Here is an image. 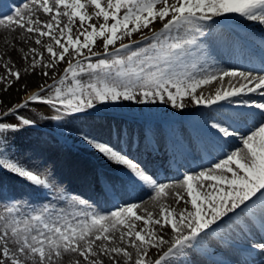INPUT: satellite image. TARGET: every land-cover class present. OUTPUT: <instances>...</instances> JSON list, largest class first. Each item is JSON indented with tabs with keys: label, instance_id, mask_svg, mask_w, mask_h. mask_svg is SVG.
Listing matches in <instances>:
<instances>
[{
	"label": "rangeland",
	"instance_id": "374dc122",
	"mask_svg": "<svg viewBox=\"0 0 264 264\" xmlns=\"http://www.w3.org/2000/svg\"><path fill=\"white\" fill-rule=\"evenodd\" d=\"M35 1L22 0L15 6L17 12H9V7L6 15L0 17V31L13 26L17 16L56 19L52 20V35L40 42L43 49L40 58L52 60L57 67L35 86L23 84L13 75L0 78V264H77L78 241L67 242L63 233L70 228L89 229V220L95 225L111 227L123 226V221L128 224L127 219L131 218L129 214L99 213L93 200L83 198L76 191L77 182L84 178L106 186L109 180L95 164V168L83 166L72 150H66L65 142L77 145L90 129H105L114 135H122L126 130L121 132V126L116 127L107 120L95 121L90 114L109 113L106 118L131 121L134 116L150 120L183 116L202 102L187 104L179 79L195 69L199 70L198 74L208 72L210 68L203 66L208 54L220 56L222 51L232 52V49L226 41L216 40L211 28L214 21L204 16L198 18L186 13L187 23L168 29V19L186 12L183 7L188 0H174L171 11L162 20L158 15L162 14L166 0H54L49 13L41 3L32 4ZM244 1L225 0L229 6L236 4L235 13L244 11V6H240L247 2ZM3 3L6 1L0 0V5ZM178 5L182 7L178 9ZM246 22L241 26L254 31ZM110 26L117 28L113 35L109 33ZM227 29L237 39L247 42L252 52L262 51L254 48L253 40L235 29ZM257 32L264 42V32ZM151 35L155 38L144 42ZM15 48L6 51L7 57L19 54ZM31 92L38 98L34 99L33 94L28 97ZM108 108L119 109L122 114H113ZM75 113L89 116L81 118ZM206 118L205 114L197 116L194 123L205 122ZM229 121L235 119L229 118ZM138 126L139 133L133 136L135 141L146 140L152 144L157 139L165 140L172 148L184 145L186 137H195L204 130L203 126H192L189 120L163 128L145 127L142 122ZM224 128L221 126L220 130ZM215 144L219 146L216 141ZM81 148L86 150L84 146ZM105 148L114 150L107 143ZM244 153L222 169L224 183L217 191L226 201L221 211L200 214L197 235L191 237L195 241L178 238L175 241H185L183 246L172 250V244L162 254L158 247L149 249L142 255L143 264H202L194 247L204 251L216 248V245L205 247L216 234L213 231L205 234V230L238 212L233 209L231 216L225 214L234 206L231 195H238V202L244 205L247 199L249 204L252 197L263 192L264 175L256 185L248 179L251 168L254 165L257 168L264 160L257 153ZM88 157L96 163L101 158L89 154ZM240 182H244L241 183L244 189L237 188ZM263 201L264 197L258 205ZM124 207L135 212L128 204H122L119 210ZM220 217L223 219L218 221ZM252 247L249 258L255 259L264 248L259 243ZM168 251L171 252L162 258ZM216 254L223 258L228 250L222 249Z\"/></svg>",
	"mask_w": 264,
	"mask_h": 264
},
{
	"label": "bare ground",
	"instance_id": "6f19581e",
	"mask_svg": "<svg viewBox=\"0 0 264 264\" xmlns=\"http://www.w3.org/2000/svg\"><path fill=\"white\" fill-rule=\"evenodd\" d=\"M5 1V4L0 5V17L6 15L9 7V12H17L15 6L22 3V0ZM53 1L36 0L32 4L41 3L49 13ZM173 2L174 0H166L163 3L164 10L158 15L159 19L167 16L165 14L171 11ZM7 4L9 6H6ZM242 5L244 11L235 13L236 4L229 6L225 0H188L183 7L186 12H179L167 21L166 26L169 29L180 27L182 22L187 23L185 21L188 15L198 18L204 16L211 22L214 21L211 28L214 30L216 40L226 41L228 47L232 49V52L222 51L220 56H212V52L208 54L203 64L210 68L208 72L198 74L199 70L195 69L191 73H184L179 79L185 90L186 103L202 102L200 105L194 106L183 116L163 120L134 116L133 121L130 119L129 121L119 116L106 118L109 113L90 114L95 121L107 120L116 127L121 126V132L124 128L126 130L122 135L121 133L114 135L105 129H90L87 136L79 140L77 145L63 141L66 150H72L73 155L79 157L83 166L95 168L96 165V169H100L101 174L109 180L106 186L81 178L83 181L77 182L76 191L83 198L93 200L100 209L99 213L115 216L129 214L131 218L127 219L128 224L123 221V226L113 224L111 227H104L98 223L95 225L89 220V229H86L89 231L70 228L63 233L67 242L78 241L75 246L78 253L77 264H143L142 255L149 249L158 247L162 249L160 254L172 244H174L172 250L178 249L185 241L175 240L189 239L197 235L201 213L222 210L221 206L226 199L217 188L224 183L222 171L224 166L237 156L250 151L257 153L259 158L264 160V42L257 32H264V0H247L240 6ZM179 7L182 6L178 5V9ZM179 15L184 17L178 18ZM24 17L17 16L13 19L14 22L12 21L13 26L0 31V78H9L13 75L23 84L35 86L41 79L52 75L57 68L52 60L40 58L43 50L40 42L46 41L52 35V20L56 19L52 18L49 21L42 16ZM244 21L255 30L250 31L244 28V25L242 27ZM54 25L59 28L56 23ZM227 28L235 29L249 40H253L256 43L254 48L262 51L252 52L247 42L237 39ZM153 37L155 35L148 36L146 40ZM15 47L19 54L16 57H7L6 51L8 49L12 51ZM34 66L37 68L33 71ZM31 94L35 92H31L28 97ZM108 109L113 114H122L119 109ZM204 114L207 117L205 122L194 123L197 116ZM77 116L86 118L89 115L86 113ZM229 118L235 121L230 122ZM185 120L191 121L192 126L200 125L207 129L205 132L199 131L195 137H186L184 145L179 147L174 145L172 148V144L165 140L157 139L158 142L151 144L144 139L143 142L135 141L136 138L133 137L139 133L140 122L145 127L154 125L163 128L182 125ZM221 126L225 127L224 130H220ZM225 134V137L220 136ZM215 141L219 143L218 147ZM106 143L114 150H106ZM88 154L101 158L96 163ZM106 155H109L108 159ZM255 167L254 165L251 168V176L248 179L249 183L254 185L264 175V162ZM241 183L244 182L237 184L238 189L243 186ZM143 184L147 187H142ZM263 197L264 189L262 194L252 197L250 204H246L249 200L247 199L244 205H240L239 196L232 194L234 206L225 214L231 216L233 209H237L238 212L226 220H221L223 218L220 217L218 220H221L220 223L216 225L217 221L212 224L216 226L206 229L205 234L213 231L217 236L233 237L238 243L256 237L257 240L254 241L264 248V226L261 225V229L258 230L256 224H250V218H247L248 212L253 217L261 211L258 203ZM122 204L133 207L135 212L131 213L128 207L119 210ZM238 220L241 221L239 226ZM252 227L256 229L253 231ZM201 235L200 233L199 240ZM219 244L217 239L211 237L205 243V247L216 245L215 249H207L212 255L224 248ZM194 248L199 256V262L207 264L204 262L205 258L200 257L198 247ZM171 251L162 255V258ZM258 254L259 257L251 259L245 252H233L223 260L229 262L227 264H264V249Z\"/></svg>",
	"mask_w": 264,
	"mask_h": 264
}]
</instances>
